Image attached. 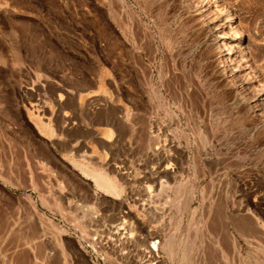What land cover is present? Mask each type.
I'll use <instances>...</instances> for the list:
<instances>
[{
  "label": "rangeland",
  "instance_id": "1",
  "mask_svg": "<svg viewBox=\"0 0 264 264\" xmlns=\"http://www.w3.org/2000/svg\"><path fill=\"white\" fill-rule=\"evenodd\" d=\"M2 261L264 264V0H0Z\"/></svg>",
  "mask_w": 264,
  "mask_h": 264
},
{
  "label": "crops",
  "instance_id": "2",
  "mask_svg": "<svg viewBox=\"0 0 264 264\" xmlns=\"http://www.w3.org/2000/svg\"><path fill=\"white\" fill-rule=\"evenodd\" d=\"M59 86H61L60 84H58ZM66 128V127H65ZM64 134L63 135H65V134H67L68 135V130H64V132H63ZM48 138V137H47ZM50 139H53V138H55V137H49ZM67 142H68V148L66 149V151L68 152V155H71V147H75V145H76V139L74 138V137H68V139H67ZM50 145H52V150L50 149ZM56 145H57V143H55V142H52L51 144L50 143H48V142H45V144H44V147L45 148H47L48 150H51V152L53 153V158H40L39 160H38V162L40 161V160H42V161H44V162H46V163H48V165L54 170V172L57 174V173H59L60 172V169H59V166H60V164L63 166V167H65V169L66 170H68V172H74L75 173V170H76V166L75 165H73L72 163V160H71V158H68V160L66 161V163L65 164H63V162H62V160L60 159V158H56V157H54V156H56V154H55V152H54V147H56ZM72 151H73V149H72ZM73 168V169H72ZM71 178H69L68 180L66 179V182L70 185L72 182H71V180H70ZM71 186V185H70ZM69 189H70V187H69ZM106 197H105V201L106 202H114V199H115V197H113V196H111V197H113L112 199H110V198H108L110 195H105ZM93 198H95L96 197V194H95V190H94V194H93V196H92ZM110 199V200H109ZM113 200V201H112ZM3 253V252H2ZM3 255H6V252H5V254H3ZM20 262H18L17 264H19ZM0 264H8V262H6V261H2V262H0Z\"/></svg>",
  "mask_w": 264,
  "mask_h": 264
},
{
  "label": "bare ground",
  "instance_id": "3",
  "mask_svg": "<svg viewBox=\"0 0 264 264\" xmlns=\"http://www.w3.org/2000/svg\"><path fill=\"white\" fill-rule=\"evenodd\" d=\"M231 53H232V49L228 50V54H231ZM86 173H87V175L93 176L95 178V180H96V182L100 188L106 190L107 192L116 194V195L121 194V190L118 189V186L115 184V182L112 181L111 178L109 179L107 174H105L104 172H102V171H99V172H93V171L91 172L90 171V172H88L87 171Z\"/></svg>",
  "mask_w": 264,
  "mask_h": 264
}]
</instances>
